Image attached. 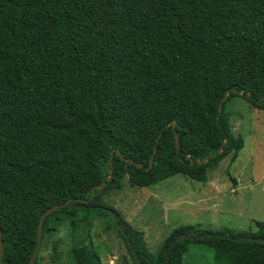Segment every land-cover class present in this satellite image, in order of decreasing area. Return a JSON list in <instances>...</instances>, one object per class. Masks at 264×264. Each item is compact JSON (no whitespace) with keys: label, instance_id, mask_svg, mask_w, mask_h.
<instances>
[{"label":"trees","instance_id":"obj_1","mask_svg":"<svg viewBox=\"0 0 264 264\" xmlns=\"http://www.w3.org/2000/svg\"><path fill=\"white\" fill-rule=\"evenodd\" d=\"M237 98L264 112V0H0L2 264H29L41 217L83 201L96 217L116 213L142 264H167L172 245L169 264H185L192 243L217 264H264V223L248 233L178 228L154 257L103 202L125 179L207 183L223 161L236 163L245 142L227 106ZM80 211L44 221L35 264L66 221L93 225ZM72 253L76 264H102L90 247Z\"/></svg>","mask_w":264,"mask_h":264},{"label":"rangeland","instance_id":"obj_2","mask_svg":"<svg viewBox=\"0 0 264 264\" xmlns=\"http://www.w3.org/2000/svg\"><path fill=\"white\" fill-rule=\"evenodd\" d=\"M227 112L231 115V132L244 139L245 147L236 163L230 165L226 160L209 171L207 183L177 175L151 188H137L125 179L121 190L106 195L105 206L115 209L131 229L143 234L152 256H157L178 228L248 233L258 231L256 222L264 223V112L241 98L232 100ZM76 210H81L79 218L95 219L93 225L73 229L66 221L46 241L38 264H76L72 251L78 246L90 247L102 264H135L112 214V218L96 217L94 212ZM55 246L57 256L52 252ZM185 264L217 261L212 249L192 243Z\"/></svg>","mask_w":264,"mask_h":264},{"label":"water","instance_id":"obj_3","mask_svg":"<svg viewBox=\"0 0 264 264\" xmlns=\"http://www.w3.org/2000/svg\"><path fill=\"white\" fill-rule=\"evenodd\" d=\"M243 94V91L240 92V95ZM228 96H229V92L226 93V96L225 98L222 100L221 102V106L219 108V112L222 111V105L227 101L228 99ZM171 127L175 128L176 124L174 122H172L170 124ZM228 143V141L225 142V145ZM176 144H177V149L179 150L180 149V142H179V138H178V135L176 134ZM223 151V148H221L219 150V154H221ZM152 164L153 162H151V166L150 168L152 167ZM202 164V163H201ZM203 164H206V160L204 161ZM139 168H143V165H138ZM110 174V172H109ZM108 180H112V175H110L109 179ZM105 188V185L102 187V188H97L96 190H103ZM93 191V196L95 194V191ZM64 208H70V209H85L87 208V202L86 201H83L80 205H71L70 203H67L65 205H62V206H58V207H55V208H52L51 210H49L46 214H44L42 217H41V220H40V224H39V228H38V234H37V246H36V250H35V253L30 261L29 264H35L36 261H37V258L39 256V252H40V249H41V245H42V242H43V236H44V221L52 214L60 211L61 209H64ZM110 214H112L115 222L117 223V225L119 226L121 232L124 234V236L127 238L128 240V244L132 250V253L133 255L135 256L136 260L142 264L140 262V259H139V256H138V253L136 252L135 248L133 247V244H132V241L129 239L124 227L119 223L118 221V218H117V215L116 213L110 211ZM209 234H206V235H202L200 236L197 240H202L205 236H207ZM218 238L220 239H230L229 237H226V236H223V235H216ZM187 239H191V240H194V238H192L190 235H187L186 236ZM181 240V237L177 238L176 240V243H178L179 241ZM253 240V239H251ZM174 248V245H172L170 247V249L168 250V253H167V258H166V263L169 264V261H170V255H171V251L172 249ZM4 254H5V251H4V248H3V241H2V234L0 233V264H2V261H3V257H4Z\"/></svg>","mask_w":264,"mask_h":264}]
</instances>
